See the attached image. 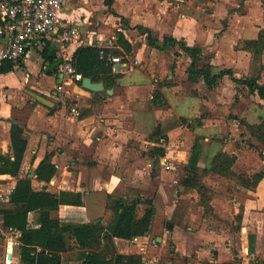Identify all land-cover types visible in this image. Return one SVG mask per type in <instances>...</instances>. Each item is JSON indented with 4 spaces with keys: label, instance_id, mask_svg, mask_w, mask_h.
Instances as JSON below:
<instances>
[{
    "label": "crops",
    "instance_id": "obj_1",
    "mask_svg": "<svg viewBox=\"0 0 264 264\" xmlns=\"http://www.w3.org/2000/svg\"><path fill=\"white\" fill-rule=\"evenodd\" d=\"M61 18L67 26L87 31L79 41L68 43L71 57L77 48L92 46L118 55L125 66L114 71V64L112 74L99 81L105 90L92 93L59 69L47 75L41 58L46 40L34 41L12 72L0 74V155H11L9 130L16 124L26 140L20 177L30 179L37 191L45 187L51 193L81 194L82 206H60L53 216L66 225L97 224L100 236L88 250L137 256L140 264H262L264 179L255 191L238 188L246 196L240 221V232H246L239 244H233L223 228L205 225L206 219L193 228L157 225L159 217L169 215L171 201L162 190L166 184L159 181L161 173L175 172L178 165L189 169L194 147L185 150L188 138L194 143L197 138H210L204 149L199 146L194 167L199 176V170L210 171L214 156L222 151L211 139L219 127L213 90L236 85L227 76L211 88L202 78L192 80L190 58L177 44L163 46L164 40L198 48V66L208 65L212 74L229 70L250 78L254 51L244 43L258 40L264 31L261 0H65ZM145 31L159 48L148 45ZM119 34L128 51L118 43ZM261 52L263 65L264 44L256 54ZM256 103L263 105L259 100ZM172 119L174 128L166 129ZM156 147L164 155L157 166L160 172L154 173L157 168L149 154ZM45 154L52 156L56 174L49 183H40L34 170ZM15 182V178L0 175V210L12 207L8 200ZM155 182V203L166 206L160 216L154 206L148 234L130 241L104 238L111 221L108 197L144 199L140 191ZM34 221L35 216L29 214L32 227ZM69 244L71 250L61 255L62 264H81L82 252L88 250ZM0 264H23L19 233L4 228L1 215Z\"/></svg>",
    "mask_w": 264,
    "mask_h": 264
},
{
    "label": "trees",
    "instance_id": "obj_2",
    "mask_svg": "<svg viewBox=\"0 0 264 264\" xmlns=\"http://www.w3.org/2000/svg\"><path fill=\"white\" fill-rule=\"evenodd\" d=\"M264 8V0H261ZM82 19V17L80 18ZM148 45L159 48L151 38L148 31L144 32ZM118 42L128 51L127 43L121 34L118 35ZM179 45L187 54L191 62L188 68L189 77L192 80L202 78L208 88L213 87L217 81L224 76L231 78L234 83L243 85L248 93L255 95L259 100L264 101V85L259 84L256 78H234L229 70H221L212 74L208 65L198 66L200 62V50L194 47H187L166 38L165 45ZM264 44V31H260L258 40L244 43L249 49L255 48L256 53L260 52ZM99 48L92 46L79 47L72 54L71 65L76 74L82 78H89L93 83L104 80V76L112 74V65L99 59ZM108 52V51H106ZM113 54V53H111ZM115 55V54H114ZM43 64H46V74L51 76L58 73L62 61L56 55V49H52L47 41L41 52ZM14 66L7 62H0V74L13 71ZM264 128V124H263ZM156 131L152 136L157 135ZM11 155H0V175H8L16 179L15 185L9 193L8 203L12 206L9 209L0 210L2 225L19 233L20 259L23 264H62L61 255L71 250L70 242H73L78 249L88 250L92 243L97 242L101 231L97 224H61L53 216L60 206H82L81 194L77 192L60 191L51 193L45 187L35 190L31 180L26 176L20 177L22 161L26 149V140L23 137L22 129L12 124L9 130ZM258 139L263 144L264 132L258 134ZM199 146L195 145L189 159V169L193 171L182 181V186L195 188L198 192L206 188L197 180L194 167L198 161ZM164 151L161 148H153L149 157L154 160V166H158L159 159L163 157ZM52 156L45 154L35 167L36 181L49 183L56 174L55 166L51 162ZM235 158L229 154L217 153L211 164V170L221 175L228 172V166L233 165ZM264 178V170L252 175L251 180L241 181L243 186L254 189L258 182ZM144 204L145 209L139 216V206ZM106 209L111 212V221L106 227L107 234L104 238H117L121 240H133L137 237L146 236L154 217V207L150 200L139 198H110ZM35 216V227L28 222V215ZM241 211L237 214L236 220L241 221ZM81 264H140V258L131 255H107L105 253L88 250L82 252Z\"/></svg>",
    "mask_w": 264,
    "mask_h": 264
},
{
    "label": "rangeland",
    "instance_id": "obj_3",
    "mask_svg": "<svg viewBox=\"0 0 264 264\" xmlns=\"http://www.w3.org/2000/svg\"><path fill=\"white\" fill-rule=\"evenodd\" d=\"M251 49L254 51V56H252L250 73L256 75L259 84L264 85L262 52L256 54V49ZM204 58L207 61V57ZM141 63L140 61L137 66H141ZM253 75L251 76L254 77ZM233 76L235 78H246L244 75H236V73ZM185 89L189 91L190 87L187 86ZM191 92L195 93V90L192 89ZM213 93L216 94L215 118L219 120V127L218 133L215 137H211V139L215 144H218L220 150H222L220 152L229 154L232 151L233 154L229 155L235 158V162L233 165L228 166V172L224 175L211 169L208 172L199 170L198 174L200 176L197 175L195 182L205 186L206 190L202 192H198L195 188L191 189L180 185L185 178L190 177V173L193 171L184 169V167L178 165L175 172H169L166 175H163L164 172H162V179H159V181L166 184L162 190L171 199L168 204V211L170 213L165 218L157 217V225L161 228L170 224L184 228H193L199 224H205L202 220L206 219L205 225L223 228L227 231L226 233L231 234V236L227 237L232 239V243L236 244L238 242L239 244L241 236L246 232H240L242 226L236 220L239 211H241L242 215L243 208L241 207V203L242 199L246 197L241 191L242 189L249 191H255L256 189V187L254 189L246 188L241 185V181L251 180L253 174L259 172V170H264L263 144L258 139V134L264 132V101L259 100L255 95L249 94L246 87L237 83L231 89L219 86L217 92L213 90ZM257 100L262 101L263 105L261 106V103H256ZM175 124L174 119L170 120L166 129L174 128ZM190 139H186L185 150L187 146L191 147L192 145L193 147L198 145L204 149L208 146L210 138L208 141L204 138H197L195 143L193 140L190 141ZM261 162L262 167H260ZM199 166H201V163ZM160 167H156L157 169L154 167V173L158 169L160 172ZM172 181H176V184L174 185ZM211 187L218 188V190H213ZM157 188L158 185L155 182L146 191H140V193L142 192L145 195L143 200H150L153 207L158 208L157 213L160 216L159 212H161V209H164L166 204L161 202L155 203ZM144 209L145 205H140L138 215L142 214ZM217 214H223V217L219 218ZM225 244H228V242H225Z\"/></svg>",
    "mask_w": 264,
    "mask_h": 264
},
{
    "label": "built area",
    "instance_id": "obj_4",
    "mask_svg": "<svg viewBox=\"0 0 264 264\" xmlns=\"http://www.w3.org/2000/svg\"><path fill=\"white\" fill-rule=\"evenodd\" d=\"M65 0H0V62L7 61L13 66L19 64L25 52L36 40H48L56 49L57 57L62 61L59 71L77 82L82 77L74 72L68 43L79 41L87 31L79 27L67 26L61 12ZM99 59L112 66L124 67L119 56L100 49ZM72 113H76L71 109ZM8 255L11 248L8 249Z\"/></svg>",
    "mask_w": 264,
    "mask_h": 264
},
{
    "label": "water",
    "instance_id": "obj_5",
    "mask_svg": "<svg viewBox=\"0 0 264 264\" xmlns=\"http://www.w3.org/2000/svg\"><path fill=\"white\" fill-rule=\"evenodd\" d=\"M118 70V65L114 66V71ZM81 86L83 89L95 93V92H102L104 91V85L101 82L93 83L89 78H83L81 81ZM33 175V172H32ZM30 178V177H29ZM10 256H8L9 258Z\"/></svg>",
    "mask_w": 264,
    "mask_h": 264
}]
</instances>
